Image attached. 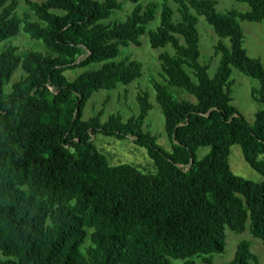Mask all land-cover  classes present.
Returning <instances> with one entry per match:
<instances>
[{
  "label": "trees",
  "instance_id": "16d2710c",
  "mask_svg": "<svg viewBox=\"0 0 264 264\" xmlns=\"http://www.w3.org/2000/svg\"><path fill=\"white\" fill-rule=\"evenodd\" d=\"M145 1L26 0L30 13L22 18L16 0H0V45L23 30L49 53L14 46L0 53V264H215L227 230L244 234L248 222L264 245V181L237 177L229 165L239 145L264 177V111L249 124L232 104L231 82L232 69L258 81L253 96L264 104V66L249 57L240 25L264 23V0H236L249 6L246 13H220L214 0H171L177 11L162 4L150 45L173 48L159 57L162 76L196 99L175 100L155 85L170 153L144 130L152 110L145 92L137 96L140 113L127 121L117 114L104 123L103 112L84 119L95 93L143 76L137 61L114 60L122 48L140 47L156 19L159 7ZM126 3L134 7L125 21L105 23ZM199 17L221 39L214 78L200 62ZM95 64L103 67L73 82L65 76ZM20 68L25 76L6 92ZM98 135L131 139L155 171L112 166L93 143ZM202 148L209 152L199 159ZM251 248L241 242L228 264H259Z\"/></svg>",
  "mask_w": 264,
  "mask_h": 264
},
{
  "label": "rangeland",
  "instance_id": "374dc122",
  "mask_svg": "<svg viewBox=\"0 0 264 264\" xmlns=\"http://www.w3.org/2000/svg\"><path fill=\"white\" fill-rule=\"evenodd\" d=\"M18 2L17 12L20 17L24 18L29 14V8L26 5V0H16ZM167 1L170 6L177 11L178 6L171 0H148L142 4L147 6L150 3L156 4L159 9L156 14V19L147 27V33L141 38L142 45L137 47L131 45L128 48L121 49V55L114 60V62H121L125 59L137 61L142 65L143 76L133 82L129 86L119 85L114 91H99L93 95L84 112V119L89 120L100 112H103V122H107L112 115L120 114L125 121L137 116L140 113V107L137 101V96L145 92L149 95V101L152 105V110L145 121L144 130L150 133L157 139V144L166 152L172 151V143L165 129V117L156 100L155 85L160 84L164 86L175 100L189 101L196 103L195 97L189 95L187 92L171 87L162 76L161 62L159 57L163 53H170L174 55L175 52L171 46L160 49H153L150 45L149 33L156 31L161 24V7ZM218 3L217 10L220 13H225L229 10L235 9L246 13L250 8L246 4L238 3L236 0H214ZM134 5L126 3L122 10L116 11L110 20L105 23L123 22L127 16L131 14ZM179 14L176 13L175 19H179ZM32 21L37 22V18L32 14ZM240 25L245 34L244 48L249 57L259 59L264 66V23L240 22ZM198 30L200 33V62L209 67V74L214 78L218 72L221 55L216 56L215 46L221 41L214 29L206 22L205 18L199 17ZM226 45H229V40H224ZM14 46L18 48L20 53L36 52L44 55L49 54L42 41L34 40L29 35L21 30L20 34L0 45V53L5 47ZM103 64H95L85 69H77L67 71L65 73L69 82H73L80 75L86 72L99 70ZM25 76L23 70L20 68L12 78V81L6 92L12 90V85L18 82ZM231 82L233 83V106L245 117L247 122L251 125L255 123L256 114L264 111V104L257 102L254 99L255 91L260 89L258 81L249 78L236 69H232ZM93 143L98 151L106 156L112 166L120 164H130L138 167L146 172H154V162L148 156L145 148L138 147L131 139L118 140L116 138L105 137L98 135L93 138ZM209 152V148H202L198 152V158L202 159ZM264 161V156L260 157ZM229 165L233 174L237 177L246 179L251 182L261 183L264 181L259 173H257L246 162L243 150L239 145L231 148L229 156ZM227 248L222 255H215V264H228L234 260L238 245L243 241L252 242V252L259 258V264H264V245L255 239L250 234V222L247 224V230L244 234H235L227 230ZM200 263V261H199ZM172 264H183V261L172 260Z\"/></svg>",
  "mask_w": 264,
  "mask_h": 264
}]
</instances>
